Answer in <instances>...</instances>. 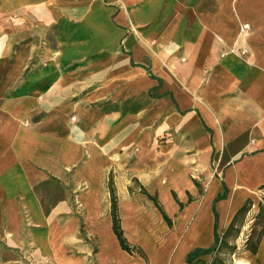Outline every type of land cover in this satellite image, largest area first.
<instances>
[{
	"label": "crops",
	"instance_id": "crops-1",
	"mask_svg": "<svg viewBox=\"0 0 264 264\" xmlns=\"http://www.w3.org/2000/svg\"><path fill=\"white\" fill-rule=\"evenodd\" d=\"M262 198L264 0H0L2 240L189 264Z\"/></svg>",
	"mask_w": 264,
	"mask_h": 264
},
{
	"label": "rangeland",
	"instance_id": "rangeland-1",
	"mask_svg": "<svg viewBox=\"0 0 264 264\" xmlns=\"http://www.w3.org/2000/svg\"><path fill=\"white\" fill-rule=\"evenodd\" d=\"M263 200V201H262ZM256 199L255 206L245 218L239 221V227L225 240V248L220 251L222 264H248L254 257L251 246H246L247 239L254 244L264 224L262 210H264V199ZM259 203H263V208ZM30 234L27 231L26 241L22 245H10L9 241L0 238V264H37L34 258V247L30 242Z\"/></svg>",
	"mask_w": 264,
	"mask_h": 264
},
{
	"label": "trees",
	"instance_id": "trees-1",
	"mask_svg": "<svg viewBox=\"0 0 264 264\" xmlns=\"http://www.w3.org/2000/svg\"><path fill=\"white\" fill-rule=\"evenodd\" d=\"M110 186V191H111V200H112V218H113V229L114 232L120 242V245L122 247L123 250L131 253L133 248L128 244V242L126 241V238L123 235V231L121 229V223H120V219L118 216V200H117V196H116V192H115V188H114V183L112 180H110L109 183ZM264 199V198H263ZM263 201V200H262ZM259 205H261V207L263 208V203H259ZM253 205L248 203L246 204L242 209L239 210V212L236 214L234 220L232 221L230 227L228 228V230L222 235L219 236L216 233V243L213 247H211L210 249H196L194 251H192L191 253L188 254L187 256V262L189 264H222V261L220 259V251L225 248L226 244H225V240L226 238L230 235V233L235 232V230L238 229L239 227V221L242 218H245L246 215L252 210ZM263 214L262 216L264 217V210H262ZM264 235V224L257 236V240L256 242L253 244L250 241V238L252 237V235L250 236L249 239H247L246 241V246H251L250 250L253 256H256L258 253V249H259V245L261 243L262 237ZM210 255L212 257V259L206 263L205 261H199V262H195L196 259H198L201 256H207Z\"/></svg>",
	"mask_w": 264,
	"mask_h": 264
},
{
	"label": "built area",
	"instance_id": "built-area-1",
	"mask_svg": "<svg viewBox=\"0 0 264 264\" xmlns=\"http://www.w3.org/2000/svg\"><path fill=\"white\" fill-rule=\"evenodd\" d=\"M248 29H249V26H248V25H244L242 30H248ZM244 53H246V51H244ZM74 119H75V118H73V120H74Z\"/></svg>",
	"mask_w": 264,
	"mask_h": 264
}]
</instances>
